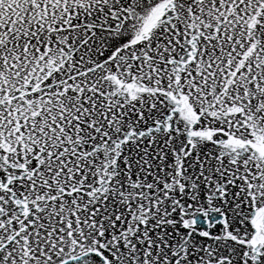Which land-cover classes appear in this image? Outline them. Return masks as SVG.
<instances>
[{
	"label": "snow or ice",
	"instance_id": "obj_1",
	"mask_svg": "<svg viewBox=\"0 0 264 264\" xmlns=\"http://www.w3.org/2000/svg\"><path fill=\"white\" fill-rule=\"evenodd\" d=\"M0 264H264V0H0Z\"/></svg>",
	"mask_w": 264,
	"mask_h": 264
}]
</instances>
